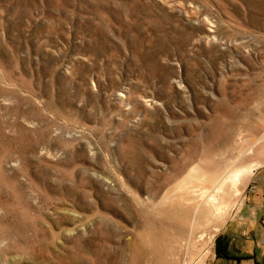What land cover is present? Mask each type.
<instances>
[{"label":"rangeland","instance_id":"obj_1","mask_svg":"<svg viewBox=\"0 0 264 264\" xmlns=\"http://www.w3.org/2000/svg\"><path fill=\"white\" fill-rule=\"evenodd\" d=\"M264 181V0H0V264H218Z\"/></svg>","mask_w":264,"mask_h":264},{"label":"crops","instance_id":"obj_2","mask_svg":"<svg viewBox=\"0 0 264 264\" xmlns=\"http://www.w3.org/2000/svg\"><path fill=\"white\" fill-rule=\"evenodd\" d=\"M218 264H264V181L253 184L243 204L220 233Z\"/></svg>","mask_w":264,"mask_h":264}]
</instances>
